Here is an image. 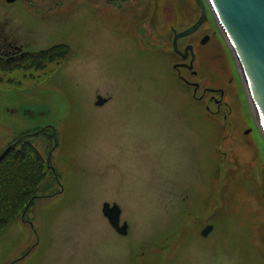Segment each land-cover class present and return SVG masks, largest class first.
<instances>
[{"label": "rangeland", "instance_id": "374dc122", "mask_svg": "<svg viewBox=\"0 0 264 264\" xmlns=\"http://www.w3.org/2000/svg\"><path fill=\"white\" fill-rule=\"evenodd\" d=\"M25 1L10 7L0 0L7 30L27 40L56 36L76 61L85 60L53 67L48 73L56 76L41 84L0 83V152L15 134L44 126L30 133L61 177L38 189L26 217L0 234V264L27 251L17 264H264V141L210 8L201 32L179 40L182 50L198 45L194 65L181 70L187 84L174 67L181 57L170 52L174 29L160 30L163 0L154 25H143L150 33L142 35V49L135 28L148 21L140 10L149 0L140 9L125 2L129 12L106 0H31L40 9L59 1L44 17ZM169 1L183 8L177 31L200 15L196 0ZM206 34L211 39L202 45ZM163 39L170 51L144 44ZM196 88L208 94L202 102ZM97 93L114 99L97 106ZM216 96L229 106L212 116L205 103ZM217 99L209 102L213 110ZM227 110L232 127L222 115ZM105 201L123 208L127 236L103 215ZM208 223L216 230L203 238L199 230Z\"/></svg>", "mask_w": 264, "mask_h": 264}, {"label": "water", "instance_id": "95a60500", "mask_svg": "<svg viewBox=\"0 0 264 264\" xmlns=\"http://www.w3.org/2000/svg\"><path fill=\"white\" fill-rule=\"evenodd\" d=\"M210 1L235 48L256 112L264 127V0ZM108 208L107 203L105 211ZM116 209L117 206L111 208L109 214L114 216Z\"/></svg>", "mask_w": 264, "mask_h": 264}, {"label": "trees", "instance_id": "16d2710c", "mask_svg": "<svg viewBox=\"0 0 264 264\" xmlns=\"http://www.w3.org/2000/svg\"><path fill=\"white\" fill-rule=\"evenodd\" d=\"M45 175L41 155L28 142L0 156V229L31 201Z\"/></svg>", "mask_w": 264, "mask_h": 264}, {"label": "flooded vegetation", "instance_id": "af4514ba", "mask_svg": "<svg viewBox=\"0 0 264 264\" xmlns=\"http://www.w3.org/2000/svg\"><path fill=\"white\" fill-rule=\"evenodd\" d=\"M129 0H107V4H118L120 5L119 7L122 8L123 11H131V9L128 6H124V3ZM139 0H132V3L136 4L138 3ZM140 5H142L140 3ZM147 5H145L143 7L142 10H144L146 8ZM153 10H156V7L154 6ZM129 17H133L134 15H127ZM15 32L12 33H5V30H3V28H0V61L2 62V60L6 59L3 56H7L9 52H11V55L9 58H7L6 60L8 61V64H10V66H15L16 65V59L19 57H23L25 56V54H20L18 51L15 50V47L20 43L19 39H18V35L14 34ZM26 39V38H25ZM34 39V38H32ZM27 40V39H26ZM31 40V39H28ZM23 45V43H20ZM43 59L40 58L39 60V64L42 63ZM0 62V63H1ZM36 62V61H35ZM30 65L31 62H29Z\"/></svg>", "mask_w": 264, "mask_h": 264}, {"label": "bare ground", "instance_id": "6f19581e", "mask_svg": "<svg viewBox=\"0 0 264 264\" xmlns=\"http://www.w3.org/2000/svg\"><path fill=\"white\" fill-rule=\"evenodd\" d=\"M146 0H140L138 3H137V5H139L140 3L142 4V3H144ZM39 2L40 3H44L45 1L44 0H39Z\"/></svg>", "mask_w": 264, "mask_h": 264}]
</instances>
